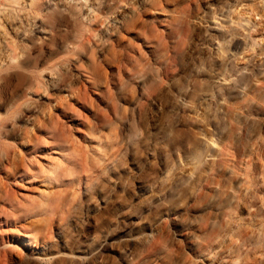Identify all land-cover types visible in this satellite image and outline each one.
<instances>
[{
    "label": "rangeland",
    "instance_id": "rangeland-1",
    "mask_svg": "<svg viewBox=\"0 0 264 264\" xmlns=\"http://www.w3.org/2000/svg\"><path fill=\"white\" fill-rule=\"evenodd\" d=\"M210 4L213 5L209 10ZM162 7L168 10L158 12L163 20L153 39L156 46L153 54L142 56L120 46L115 55H108L111 62L96 69L97 76L86 73L87 77L80 79L75 78L73 69H56L52 63L66 54L67 43L78 44L88 34L82 25L52 11L42 18L49 29L47 39L34 26L30 27L27 41L21 43L24 56L14 65L20 71L22 66H27L40 74L55 70L59 74L53 82L41 78L40 86L30 76L10 73L0 76V122L4 126L1 143L18 156L15 155L18 168L11 165L7 170L9 176L2 174L0 200L2 205L10 202L9 215L18 223L40 212V206L57 208L69 203L66 240L104 242L129 226L133 214L147 205L151 204L153 209L146 210V215L164 211L165 206L158 198L168 188L166 176L183 171V159L202 139L209 138L214 145H222L220 132L227 127L222 107L232 104L233 95L222 88L220 97L206 102L201 100V93L212 88L211 76L218 70L236 73L247 67L252 79L261 80L264 0H183L182 3L177 0ZM77 52L83 60L91 57L87 50L79 48ZM218 54L233 57L221 67ZM76 67L82 73L88 72L83 64ZM138 71L154 80L145 86L139 84L132 77ZM64 89L72 96L66 97ZM184 92L187 96H182ZM54 93L61 96L55 97ZM30 95L44 97L32 99ZM48 96L62 98L66 113L61 120L48 121L42 129L30 131L25 143L26 147H36L37 152L32 155L37 158H33L16 140L18 128L44 105ZM25 99L33 103L28 111L17 107ZM35 158L37 162L40 160L37 166L31 161ZM54 158L61 162L58 165L62 170H56L53 165L54 169H50L52 163L57 164ZM26 162L36 167L30 164L33 168H28ZM257 164L261 168L262 161L257 160ZM26 167L31 169V174L25 178L16 174ZM34 174L38 177L30 179ZM80 176L88 179L77 186ZM263 188L264 183L256 194L258 199L264 200ZM168 201L173 203L175 198L169 197Z\"/></svg>",
    "mask_w": 264,
    "mask_h": 264
},
{
    "label": "bare ground",
    "instance_id": "bare-ground-1",
    "mask_svg": "<svg viewBox=\"0 0 264 264\" xmlns=\"http://www.w3.org/2000/svg\"><path fill=\"white\" fill-rule=\"evenodd\" d=\"M173 1L177 0H0V76L3 73L30 76L38 86L41 78L52 82L58 78L56 70L40 74L27 66H22L20 71L14 65L24 56L21 43L27 41L31 26L47 39L49 29L44 26L42 18L52 11L81 24L88 32L78 44L67 43L66 54L52 63L56 69H73L77 79L97 76L96 69L111 62L108 55H115L120 46L142 56L153 54L156 49L153 39L157 37L158 24L163 20L158 12H166L168 9L162 5ZM211 5L207 9H212ZM162 27L166 31V27ZM79 48L87 50L91 57L79 58ZM232 57L218 54L217 60L222 67ZM79 64L85 65L88 72L78 70L76 65ZM133 76L144 86L154 80L142 71L133 73ZM211 78L212 88L202 91L201 100L208 102L220 97L222 88L233 95L232 104L222 107L227 120V127L220 132L222 145H214L209 138L202 139L183 159V171L172 177L166 176L169 178L168 188L158 198L165 206L163 212L146 215V210L153 209L149 204L133 214L129 226L121 228L104 242L94 244L89 239L81 242L66 240L65 220L71 212L69 203L57 208L40 206V212L21 224L9 215L10 202L2 205L0 200V213L4 215L0 217V264H264V200L256 196L264 183V71L261 80L252 79L247 67L236 73L218 70ZM64 92L66 97L72 96L69 90L64 89ZM54 96L61 95L54 93ZM182 96H187V92ZM45 101L32 116L20 121L16 140L22 147H26L30 131L42 129L48 121L55 123L66 113L62 98L48 96ZM17 107L28 111L33 103L25 99ZM2 127L3 122H0V190L2 174L9 176L7 170L11 165L18 168L15 160L18 156L15 154V157L10 148L1 143ZM44 138L46 142L48 138ZM26 150L31 156L37 152L35 146H27ZM36 158L31 161L37 166L40 160L37 162ZM259 159L261 168L257 164ZM56 162H51L50 169H60V161ZM28 163V168H33L30 167L32 163L30 166ZM28 168H21L16 174L25 178L31 172ZM35 175L38 177L34 174L30 179H36ZM86 179L80 176L76 185ZM169 197L175 201L170 203Z\"/></svg>",
    "mask_w": 264,
    "mask_h": 264
}]
</instances>
